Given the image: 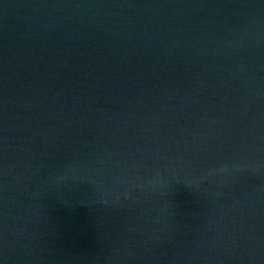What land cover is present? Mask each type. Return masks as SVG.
I'll list each match as a JSON object with an SVG mask.
<instances>
[{"label":"water","instance_id":"95a60500","mask_svg":"<svg viewBox=\"0 0 264 264\" xmlns=\"http://www.w3.org/2000/svg\"><path fill=\"white\" fill-rule=\"evenodd\" d=\"M0 264H264V0H0Z\"/></svg>","mask_w":264,"mask_h":264}]
</instances>
